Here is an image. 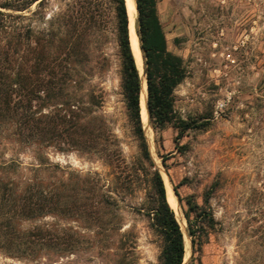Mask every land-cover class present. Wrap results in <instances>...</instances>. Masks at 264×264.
Segmentation results:
<instances>
[{
  "label": "rangeland",
  "instance_id": "obj_1",
  "mask_svg": "<svg viewBox=\"0 0 264 264\" xmlns=\"http://www.w3.org/2000/svg\"><path fill=\"white\" fill-rule=\"evenodd\" d=\"M156 8L167 48L185 68L174 110L197 126L183 135L172 125L153 128L140 106L150 162L126 116L110 1L0 0L7 72L28 74L41 59L36 75L47 87L32 109L45 122L65 120L58 129H75L79 139L62 132L25 143L13 121L0 125V187L41 191L54 202L14 220L16 228L69 238L66 251L33 256L0 248V264H159L161 239L148 222L154 169L175 204L182 264L191 256L185 199L202 203L205 190L216 223L201 263L264 264V0H156ZM139 74L143 84V66ZM46 90L54 96L44 99Z\"/></svg>",
  "mask_w": 264,
  "mask_h": 264
},
{
  "label": "trees",
  "instance_id": "obj_2",
  "mask_svg": "<svg viewBox=\"0 0 264 264\" xmlns=\"http://www.w3.org/2000/svg\"><path fill=\"white\" fill-rule=\"evenodd\" d=\"M112 5L115 40L120 60V87L123 96L126 116L132 135L139 141L142 156L151 160L144 137L143 125L140 117L141 76L135 62L130 45L128 31V13L125 0H109ZM136 17L135 31L139 40V47L143 58V70L146 78V108L148 121L153 128H163L172 125L178 135L196 127L197 124L189 119L180 117L173 107V91L185 77L183 60L168 50L166 38L159 19L156 0H135ZM4 8L20 10V3H4ZM6 13L0 11V30ZM6 43L5 45H7ZM41 59L35 58L28 74H23L17 69L10 76L8 66L12 59L9 58L5 46L0 45V125L13 121L18 139L25 143L35 140L48 141L50 138L66 132L72 143L79 144V139L73 138L76 130L60 131L57 126L66 122L56 121L49 117L46 122L42 120L37 110L32 109V100L43 99L38 95L41 87L45 88L46 82L36 73L41 67ZM17 62V60H14ZM41 65V66H40ZM46 67L47 65H43ZM43 67V68H44ZM45 70V69H43ZM44 99L54 95L50 90ZM13 96L16 99H13ZM40 138V139H39ZM77 140V141H76ZM164 161V157H162ZM151 162V161H150ZM152 164V163H151ZM151 195L150 212L148 213L149 227L161 239L159 264H182L185 245L183 233L175 217L174 210L166 198L163 179L157 169L150 176ZM0 248L8 254L35 255L39 250L66 251L69 238L66 235H54L48 231L33 229L21 231L16 228L14 220L31 219L44 214L53 208L54 202L41 191L33 192L31 189L10 191L0 187ZM178 186L173 190L176 196ZM5 190H8L5 192ZM211 190H205L202 203H198L192 195L186 197L188 208L187 233L191 241V256L187 264H202L200 254L206 238L215 227V219L210 209L209 199ZM65 246L66 249L58 247Z\"/></svg>",
  "mask_w": 264,
  "mask_h": 264
},
{
  "label": "bare ground",
  "instance_id": "obj_3",
  "mask_svg": "<svg viewBox=\"0 0 264 264\" xmlns=\"http://www.w3.org/2000/svg\"><path fill=\"white\" fill-rule=\"evenodd\" d=\"M126 6H127V13H128V20H129L128 31H129L130 45H131V49H132L138 70H139V72H142V66H143L142 65V53H141V50L139 47V40L137 37V33L135 31V23H134L135 22V14H136L134 0H130ZM142 79L144 80L143 75H142ZM141 91L145 93V95H144L145 97H143L140 100V106L142 107V112H144V110L146 109V84H145V80L142 84ZM165 187H166L168 202L172 208H175V204H174L172 197H171V194H170V189L167 186H165Z\"/></svg>",
  "mask_w": 264,
  "mask_h": 264
},
{
  "label": "water",
  "instance_id": "obj_4",
  "mask_svg": "<svg viewBox=\"0 0 264 264\" xmlns=\"http://www.w3.org/2000/svg\"><path fill=\"white\" fill-rule=\"evenodd\" d=\"M134 4H135V0H134ZM135 9H136V5H135ZM143 77H144V80H145V84H146V78H145V73H144V70H143ZM146 113H147V108H146ZM148 116V115H147ZM175 195V193H174Z\"/></svg>",
  "mask_w": 264,
  "mask_h": 264
}]
</instances>
